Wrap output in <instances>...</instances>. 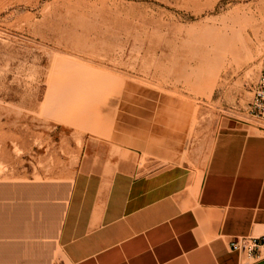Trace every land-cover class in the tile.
<instances>
[{"label":"rangeland","instance_id":"rangeland-1","mask_svg":"<svg viewBox=\"0 0 264 264\" xmlns=\"http://www.w3.org/2000/svg\"><path fill=\"white\" fill-rule=\"evenodd\" d=\"M263 55L264 0H0V264H64L79 168L202 170Z\"/></svg>","mask_w":264,"mask_h":264},{"label":"crops","instance_id":"crops-1","mask_svg":"<svg viewBox=\"0 0 264 264\" xmlns=\"http://www.w3.org/2000/svg\"><path fill=\"white\" fill-rule=\"evenodd\" d=\"M102 166L72 180L56 235L64 264H239L229 243L264 235V127L248 118L225 120L202 170Z\"/></svg>","mask_w":264,"mask_h":264},{"label":"built area","instance_id":"built-area-1","mask_svg":"<svg viewBox=\"0 0 264 264\" xmlns=\"http://www.w3.org/2000/svg\"><path fill=\"white\" fill-rule=\"evenodd\" d=\"M247 118L264 127V55L261 59V71L253 90V97L248 105ZM229 251L241 258L239 264H256L264 259V235L243 237L231 241Z\"/></svg>","mask_w":264,"mask_h":264},{"label":"bare ground","instance_id":"bare-ground-1","mask_svg":"<svg viewBox=\"0 0 264 264\" xmlns=\"http://www.w3.org/2000/svg\"><path fill=\"white\" fill-rule=\"evenodd\" d=\"M227 48H230V45L227 43ZM223 52H225V50L223 51ZM224 54H231V53H219V54H216L215 56H213L212 57V59H211V63L213 64V65H216L217 63H215V62H218V60H219V58L221 57V56H223ZM234 54V53H233ZM249 55V54H248ZM251 55V54H250ZM213 67V66H212Z\"/></svg>","mask_w":264,"mask_h":264}]
</instances>
